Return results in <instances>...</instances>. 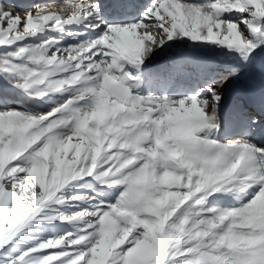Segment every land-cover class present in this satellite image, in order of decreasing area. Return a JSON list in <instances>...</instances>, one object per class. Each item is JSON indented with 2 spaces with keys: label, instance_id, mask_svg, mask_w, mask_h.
<instances>
[{
  "label": "snow or ice",
  "instance_id": "6c2138e0",
  "mask_svg": "<svg viewBox=\"0 0 264 264\" xmlns=\"http://www.w3.org/2000/svg\"><path fill=\"white\" fill-rule=\"evenodd\" d=\"M0 264H264V0H0Z\"/></svg>",
  "mask_w": 264,
  "mask_h": 264
}]
</instances>
